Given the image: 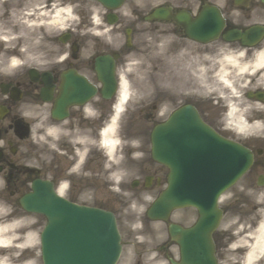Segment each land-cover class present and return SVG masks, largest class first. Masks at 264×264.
Segmentation results:
<instances>
[{"label":"flooded vegetation","instance_id":"1","mask_svg":"<svg viewBox=\"0 0 264 264\" xmlns=\"http://www.w3.org/2000/svg\"><path fill=\"white\" fill-rule=\"evenodd\" d=\"M69 1L76 20L53 42L47 22H38L24 0L0 8V187L19 200L41 178L66 186L70 200L109 205V154L98 147L109 98L99 71L109 75V58L117 74L130 70L140 49L136 38L154 30L163 39L159 53L174 69L204 78L202 96L181 91L173 109L194 106L204 124L254 156L203 226L194 207L172 221L188 228L190 248L212 245L215 264H264V0H123L109 11L93 0ZM156 10L158 18L148 20ZM190 27L203 36H191ZM76 76L97 94L70 103L61 118L64 82ZM169 224L157 222L154 244L137 251L135 264L180 258Z\"/></svg>","mask_w":264,"mask_h":264},{"label":"water","instance_id":"2","mask_svg":"<svg viewBox=\"0 0 264 264\" xmlns=\"http://www.w3.org/2000/svg\"><path fill=\"white\" fill-rule=\"evenodd\" d=\"M103 2L107 3L109 0H102ZM115 87V80L113 76H109V96L113 93ZM173 137V132L170 128H166L161 133V140L162 142H167L168 144L165 145L164 150L168 151L167 148L169 147L170 141ZM230 153L226 152L225 154V161L224 164H222L224 167L222 169L223 172H228L230 175L228 178L225 179H215L212 181H208L206 186L201 190L199 189H188L186 187H183L181 185L172 184L170 185L169 189L165 192V194L154 204L150 211L151 216H156L160 214H167L169 213L173 208L178 206L185 205L190 197H197V196H216L228 183V179L230 177L237 175V172L243 171V168L239 166L241 157L237 153L233 152L228 149ZM153 154L154 156L161 160L165 161L166 163L170 164L167 160L166 156L163 155V153L160 151V148L158 146L153 147ZM242 156V155H241ZM223 160V159H222ZM222 172V174H223ZM226 182V183H225ZM26 202H24V206L28 210L41 212L47 215L48 217V228L44 234L45 238V257L47 263L53 264L55 261V258H52L54 256L53 251L56 250V242H57V235L58 233L55 232V230L62 226L66 220H69L68 217L62 218V216L66 215V213H69L71 211L70 207H67L66 203H63L61 201L57 200V196L50 192L45 193V191L42 189L41 185H36L34 187V193L29 195L27 199H25ZM90 213V212H88ZM98 218L101 219V226L105 224H110L112 226V215L109 213V221L108 216L105 212L98 211ZM90 215V214H87ZM111 221V222H110ZM110 222V223H109ZM113 227V226H112ZM113 231V229H112ZM115 237L112 238L111 244L109 247L110 252H107V255H109L108 258H103L104 261L103 264H111V262L114 260V258L117 257V244H115ZM117 243V242H116ZM52 254V257H51ZM184 263L186 258H184Z\"/></svg>","mask_w":264,"mask_h":264},{"label":"rangeland","instance_id":"3","mask_svg":"<svg viewBox=\"0 0 264 264\" xmlns=\"http://www.w3.org/2000/svg\"><path fill=\"white\" fill-rule=\"evenodd\" d=\"M54 2H57V1H54ZM50 31H51V35L56 34L59 31L58 26L51 24ZM152 33L153 34H151L150 36L147 34V35L139 36L136 38V40L138 41V43L141 44V47L144 50L142 52L143 55L140 58L137 56V60L140 61L141 63H139L134 68L133 74L125 76V78L129 81L132 97L135 98V96L140 95L142 88L145 84L150 85L151 86L150 88L155 86V81L153 78H156L158 80L160 78L162 80L161 83L167 85L168 91L170 90V87L173 84L178 85L177 87H185L187 85L188 87L190 86L189 88H192V89H197L198 86L202 87L203 82H202L201 76L195 75V76H192L191 78L188 77V79L187 77H184V76H176V73H174V71L172 70L169 62L166 65H164L161 69L157 67L158 66L157 58H156V54H157L156 37L157 36H155L157 35V33L155 32H152ZM177 74L180 75L179 73ZM157 84H159V82ZM152 100H153V97L151 98L149 103ZM153 104H151L150 106H152ZM132 108H133L132 104H129V109H132ZM147 112L148 111H145L144 114H146ZM132 115L133 114L131 113L130 116ZM134 115L131 118H133ZM151 116L153 117L155 116L154 109H152L151 111ZM152 119L150 120L151 123L155 120V118H152ZM130 129L133 135H137L139 133L148 132L150 127L148 124L144 122L139 123L135 121L133 122V125H131ZM147 148H148V143L145 144L144 149L146 150ZM146 165L152 166V165H149L148 163ZM154 170H155L154 167H148L146 171H144L143 174H140V175L136 174L138 176H133L135 174H132L130 178L139 177V176L147 174L149 171H154ZM153 192L154 190L152 191L151 190L147 191V190H142V189L132 190L129 186H123L121 188L115 187V190L112 192H111V189L109 188V209L115 210L117 215L120 217V220H121L120 226H121L123 234L126 237L131 238V236L133 235L132 230H131L130 219L129 220L127 219L130 217L132 218L133 216L128 212H130L131 208L137 205L136 200H140V199L147 200L151 195H153ZM120 196L121 197L128 196L129 200L126 202L124 201L125 199H122ZM118 197H120L121 199H118ZM144 208H145V205L144 206L140 205L138 207V212H141V209L143 210ZM34 217H35V220L33 221H35V224L32 228V232L33 231L39 232L40 229L45 224V219L40 215H37ZM126 243H128V240H126ZM28 254L31 257L34 256L33 258L36 259V263H37L40 260L39 245L36 246L34 250L32 249L30 252H28ZM37 259L39 260L37 261ZM125 262L126 261L124 260L122 264H125Z\"/></svg>","mask_w":264,"mask_h":264},{"label":"bare ground","instance_id":"4","mask_svg":"<svg viewBox=\"0 0 264 264\" xmlns=\"http://www.w3.org/2000/svg\"><path fill=\"white\" fill-rule=\"evenodd\" d=\"M50 15V21L59 20L62 17V12L59 9L52 11ZM155 81V86L145 84L142 88L141 94L133 98L137 104L141 102H146L151 99L156 91H158V79L153 78ZM150 80V78H149ZM154 90V91H153ZM132 99V94L130 90V84L127 79L123 76L121 79V87L118 93L117 99V112L114 115L113 119L109 123V128L104 129L103 142L109 148V171L112 172L113 179H120L122 174V161L120 160L118 153L119 149L122 146V141L124 139V128L120 124L119 115L121 109H124L128 101ZM127 101V102H126ZM109 133V137H108ZM129 141H134L129 139ZM133 149L139 150V146L136 144H130ZM9 205V204H8ZM6 212L5 221L0 222V249L4 247L5 252L8 257L5 261H1L0 264H34V259H31L25 256L28 251V245L32 243L35 244L36 234L30 232V226L32 225L34 217L28 213L18 212L15 213V210H12L9 206L7 210V205L4 201H0V214ZM19 243V244H18ZM17 247L21 248V251L15 255ZM15 260V262H14Z\"/></svg>","mask_w":264,"mask_h":264}]
</instances>
